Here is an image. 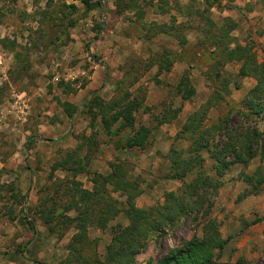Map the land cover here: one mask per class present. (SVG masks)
<instances>
[{
  "label": "rangeland",
  "instance_id": "obj_1",
  "mask_svg": "<svg viewBox=\"0 0 264 264\" xmlns=\"http://www.w3.org/2000/svg\"><path fill=\"white\" fill-rule=\"evenodd\" d=\"M62 2L78 6L71 16L73 26L65 31V18L60 25L53 11ZM104 2L106 8L102 10L96 5L85 8L79 0H0V39H8L5 46L0 44V194L3 196L0 198V252H6L11 246L22 252L25 247L23 241L15 243L14 236L13 242L11 238V241H5L6 223L17 220L27 224L26 220L30 219L45 228L35 210L42 209L41 203L45 202V209L55 208L57 214L61 212L67 200L64 186H60L62 181L67 183L74 178L83 188L91 190L92 174L89 171L106 174L110 170L109 162L116 158L125 159L131 165L132 177L144 188L135 198L137 206L148 207L162 201L164 192L181 186V181L168 177L172 172L167 155L169 148L186 149L190 140L185 135L175 139L184 122L173 128L172 120L165 122L169 123L164 126L166 131L157 137L159 124L155 117L162 112L171 114L177 106L181 107V112L186 104L194 108L193 112L211 95L215 96L214 90L221 88L222 79H227L229 93L219 90L224 99L210 107L205 121L208 125L232 106L239 107L246 92L235 91L236 87L243 82L249 88L254 84L253 78L243 79L236 75L239 67L236 62L225 64L219 78L206 75L214 59L209 56L212 47L204 40L207 35L202 31L210 28V34L219 32L213 38L230 47L236 43L251 45L260 61L264 58V0H136L134 5L128 0H119L118 6L117 0ZM258 2V15L253 16L250 12ZM48 14L52 16L48 18ZM178 24L181 27L177 30L174 26ZM164 29L168 33H156ZM181 31L187 39L185 56L191 57L189 69L185 61L179 60L180 46L171 35ZM11 42H15L12 47ZM201 42L206 44L201 45ZM160 53L170 54L167 56L172 59L169 71L159 70L154 64ZM23 68L26 70L22 71ZM187 69L195 94L191 99L181 100L175 84ZM134 74L138 75V81L126 87L144 96L142 106L135 113L136 125L149 126L152 132L143 149L117 151L113 143L127 132L121 130L118 135L109 137L100 129V119L91 125L90 116L82 111V107L90 92L109 100L115 93L116 84L125 78L127 83ZM103 86L105 90H102ZM108 91L111 96L107 95ZM65 102L78 108L72 117L63 111ZM255 120L258 127L264 129L261 120ZM253 122L247 123L254 125ZM244 123L245 119L239 114H231L232 126ZM94 132L92 145L88 136ZM30 136L37 138L28 140ZM73 150L77 151V158L69 160L65 167H75L79 161L86 171L74 174L65 167L51 168ZM86 151L88 154L85 155ZM202 155L206 168H210L209 153ZM258 160L255 157L250 163L256 166ZM239 173L233 168L230 177H222V185L227 181L230 186L223 192L226 200L219 196L221 185L211 210L222 237L227 239L218 261L223 264H264V227H256L242 235L241 229L236 228L235 215L231 214L244 198L248 200L244 207L251 209L252 192L257 195L264 191V184L256 190L247 185ZM190 178L188 176L186 180ZM240 181L245 187H239ZM113 195L117 199L124 198L118 192ZM66 214L73 216L74 212L69 210ZM117 222L125 225L127 219L120 214L105 230L88 229L89 237L98 239L97 250L101 258L111 238L110 226ZM195 231L200 234V226L192 224L189 216L183 218L171 233L150 241L145 251L136 256L137 264H152L147 263L149 259L154 261L160 252H168L180 245ZM73 233L74 229L69 228L62 237L52 236L56 242L67 238V245ZM23 234L18 230L16 237Z\"/></svg>",
  "mask_w": 264,
  "mask_h": 264
},
{
  "label": "trees",
  "instance_id": "obj_2",
  "mask_svg": "<svg viewBox=\"0 0 264 264\" xmlns=\"http://www.w3.org/2000/svg\"><path fill=\"white\" fill-rule=\"evenodd\" d=\"M79 1L85 8L92 5L99 6L102 10L106 8L104 0ZM128 1L132 5L136 3V0ZM77 9L76 4L62 2L53 10L60 25L66 21L63 24L64 31L73 26L74 20L71 16ZM42 13L47 12L43 11ZM51 16V14L47 15L48 18ZM210 23L212 25L213 22L210 21ZM174 27L178 30L181 26L178 24ZM210 31V28H204L202 31L207 35L204 40H207V44L212 47L209 56L214 59V62L209 65L206 75H214L215 78H219L220 70L225 64L236 62L239 63L236 72L239 78L251 77L254 79V84L246 91L239 107L232 106L226 114L219 115L216 121L208 125L205 124L210 107L216 105L217 100L224 99L219 90L222 89L225 94L229 93L228 80L222 79L221 88L214 90L215 96L211 95L196 110L188 114L179 132L175 135V139L185 135L190 140L188 147L179 150L171 146L167 154L170 171H172L168 177L181 181V186L176 190L164 192L163 200L157 201L153 205L148 207L136 205L135 198L143 193L144 188L139 181L132 177L131 165L125 159L116 158L115 161L109 162L110 170L106 174L89 171L92 174L91 190L83 188L81 182L74 178L67 183L60 180L62 181L60 186H64L65 195H67L61 212L57 214L55 208L45 209V202L41 203L42 209L35 210L38 218L51 235L62 237L67 229H74V233L66 245L67 255L58 264H137L136 256L145 251L150 241L171 233L187 216L190 217L192 224L200 226V234L195 231L188 240L172 247L168 252H160L154 261L149 259L147 263L223 264L218 259L227 239L222 237L219 223L211 216V210L219 187L223 183L224 173L235 163L246 167L252 159L257 157L260 161L257 168L252 173H246L243 167L239 177L256 190H259L264 184V129H260L255 120L259 119L264 124V58L259 61L251 45L236 43L230 47L222 40L213 38L219 32L210 34ZM156 33L168 32L164 29ZM171 35L177 39L180 46L179 60L185 61L189 69L191 67L189 58L191 57L185 56L184 49L187 43L185 35L182 31L172 32ZM7 41V38H1L0 44L5 46ZM201 43V45L206 44ZM14 44L15 42H11V47ZM168 55L165 56L164 53L156 55L154 64L158 65L159 70H170L172 59L168 58ZM188 69L184 70L175 84L176 94L180 96L181 100L191 99L195 94V87L191 84ZM24 70L26 69L23 68L22 71ZM124 81L126 78L116 84L115 93L109 100H104L96 92H90L85 97L82 111L90 116L91 125L99 118L100 129L109 137L118 135L121 130L127 132L120 138L121 140L118 139L113 143L117 151L141 150L145 147L152 132L149 126L136 125L135 113L142 106L144 96L138 92L133 93L126 87L135 84L138 81V75L130 76L127 83ZM235 86L238 85L235 84ZM77 109V106H73L69 102L64 103L63 111L68 117H72ZM180 110L181 107L177 106L171 110V114L162 112L160 116L155 117L156 123L160 125L175 119ZM232 113L243 117L245 123L232 126ZM249 120H254V125L247 123ZM98 130L96 127L95 131ZM96 132L88 136L92 145ZM33 138L37 137L30 136L28 140ZM87 151L85 155L88 154ZM203 152L209 153L212 159L210 168L205 166ZM76 153L77 151L74 150L69 152L63 160L52 164L51 168H64L69 160L77 158ZM77 164L75 167L67 168L66 166L65 168L73 170L74 174L86 171L79 161ZM188 176L191 178L186 180ZM116 192L124 198L117 199L113 195ZM2 197L0 194V198ZM14 197L16 195H13ZM69 210L74 212L73 216L66 214ZM120 214L126 217L127 223L123 225L117 222L110 226L111 238L105 246L104 257L101 258L97 250L98 239L90 238L88 229L96 227L105 230L109 227L110 221ZM260 220L256 218L252 223ZM26 221L30 230L34 232V223L30 219Z\"/></svg>",
  "mask_w": 264,
  "mask_h": 264
},
{
  "label": "crops",
  "instance_id": "obj_3",
  "mask_svg": "<svg viewBox=\"0 0 264 264\" xmlns=\"http://www.w3.org/2000/svg\"><path fill=\"white\" fill-rule=\"evenodd\" d=\"M259 5L260 4L258 2L257 5L253 7L252 11L250 12L251 15H258V11L256 10L258 9ZM256 18H260V16ZM262 19H264V17H262ZM245 78L246 77H244L243 79ZM247 89H249V86L247 84L245 85V83L243 82L241 85L235 88V91L241 90L242 92H246ZM102 90H105V86H103ZM107 93L108 96H111L110 91H108ZM193 109L194 108H192V106L186 104L183 107L182 111L178 113L177 117L172 120L171 124L173 125V128L181 125L185 121L187 115ZM165 125H169V123H162L161 125H159V129L157 130V137H160L166 131V127H164ZM175 131H173L172 133L174 134ZM253 160L254 159H252L251 162ZM259 163L260 161L258 160L257 165ZM257 165H252V163L249 162L248 165L244 167L240 163H235L231 165V167L225 172L224 179H227V175H229V177L230 175H232L233 168H236L237 171H240L244 167L246 173H252ZM239 185L240 188L245 187L243 181H240ZM229 187V182L225 181V183L220 188L219 196L222 200H226V198L223 196V192L224 190L229 189ZM249 189L250 188L247 189L248 192ZM251 196L253 202L251 209H249V207H244L245 203L248 201L246 200V198H244L231 213L232 215H235V217H233L236 219V228L241 229L242 235H245L248 231L256 227H264V191L261 190L257 195H255L254 191L252 192ZM228 209L229 211H231V208ZM256 218H259L261 220L256 223H252V221ZM34 227L35 231L33 232L30 230L28 224H23L20 221L18 222L17 220H15L13 222L6 223V225L4 226V232L7 233V236L4 237L5 241H11L12 236H14L15 243L18 244L20 243V241H23V247H25L22 252L20 250H16V248L13 249V246L7 248L6 252H0V264H58V262L66 256L67 251L65 249V245L67 242V238L63 237L58 242H56V238L52 235H49L43 226L34 224ZM18 230L20 233H24L23 236L17 235L16 237V233L18 232ZM14 239H12V242ZM1 240L2 239H0V241ZM35 261L39 263H36Z\"/></svg>",
  "mask_w": 264,
  "mask_h": 264
}]
</instances>
